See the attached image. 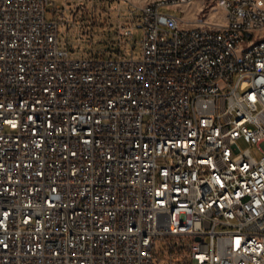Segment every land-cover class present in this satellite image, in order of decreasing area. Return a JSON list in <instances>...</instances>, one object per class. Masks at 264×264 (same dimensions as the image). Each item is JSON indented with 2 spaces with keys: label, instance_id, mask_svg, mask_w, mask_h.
<instances>
[{
  "label": "built area",
  "instance_id": "1",
  "mask_svg": "<svg viewBox=\"0 0 264 264\" xmlns=\"http://www.w3.org/2000/svg\"><path fill=\"white\" fill-rule=\"evenodd\" d=\"M103 1L0 0V264H264V12L125 0L97 51Z\"/></svg>",
  "mask_w": 264,
  "mask_h": 264
},
{
  "label": "rangeland",
  "instance_id": "2",
  "mask_svg": "<svg viewBox=\"0 0 264 264\" xmlns=\"http://www.w3.org/2000/svg\"><path fill=\"white\" fill-rule=\"evenodd\" d=\"M134 1L137 3L139 2L138 0H134ZM55 4H61L64 6L65 0H54V2L51 5H55ZM202 7H204L202 3L195 1L192 3H186L179 8H173V7L171 8V7L165 6V7H162L161 11L164 13L171 14L176 17H184L185 22H188V21L196 22L197 21L196 18L199 16V12ZM99 8L102 9V21L98 22L94 30L95 31L94 48L97 51H104L108 48V45L105 43L109 39L108 24L110 20H112L113 24H115L114 21H118V20H122L123 22H125L128 19L127 17L129 15V3L125 0H121V1L114 0L113 2L103 1L99 4ZM206 11L208 13V19L211 22L219 23V24L224 23L223 10L220 7L214 8V7H210L209 5L208 7H206ZM119 15H120V18H119ZM47 17L49 19L63 18V14L62 12H58L57 14H54L48 11ZM63 29H65V27L60 25L61 32ZM110 30L113 31L114 29H110ZM72 31H76V29L73 27ZM134 34H135V39L126 45H122L121 50L130 56L132 52V44L136 43L135 44L136 45L135 56L137 57L139 56V53L141 51L140 41L142 38V30L136 27L134 30ZM75 38L76 37L73 36L72 39L73 41L76 42ZM80 48H81V51L90 50L91 44L84 42L83 44H81ZM113 48L118 49V46L115 45ZM240 144L243 148L249 147V145L245 143L244 141H241Z\"/></svg>",
  "mask_w": 264,
  "mask_h": 264
},
{
  "label": "bare ground",
  "instance_id": "3",
  "mask_svg": "<svg viewBox=\"0 0 264 264\" xmlns=\"http://www.w3.org/2000/svg\"><path fill=\"white\" fill-rule=\"evenodd\" d=\"M253 3L254 8L258 9L259 12H264V0H253ZM253 38H264V25H260L253 30V34H239L238 46H246V42H253ZM12 112L14 114H26L27 106H23L21 102H12ZM136 244L141 250H151L155 247V237L149 232H140L136 236Z\"/></svg>",
  "mask_w": 264,
  "mask_h": 264
},
{
  "label": "crops",
  "instance_id": "4",
  "mask_svg": "<svg viewBox=\"0 0 264 264\" xmlns=\"http://www.w3.org/2000/svg\"><path fill=\"white\" fill-rule=\"evenodd\" d=\"M202 5H203V4H202ZM215 7H218V6H214V8H215Z\"/></svg>",
  "mask_w": 264,
  "mask_h": 264
}]
</instances>
